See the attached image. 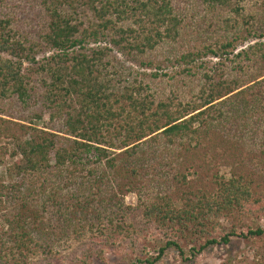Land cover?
Masks as SVG:
<instances>
[{"label":"trees","instance_id":"1","mask_svg":"<svg viewBox=\"0 0 264 264\" xmlns=\"http://www.w3.org/2000/svg\"><path fill=\"white\" fill-rule=\"evenodd\" d=\"M34 1L46 29L29 39L0 0V166L17 178L0 181V264H52L43 233H90L84 264L120 240L130 264H155L263 236L264 15L245 0H202L195 22L173 0ZM156 233L150 255L139 237Z\"/></svg>","mask_w":264,"mask_h":264},{"label":"rangeland","instance_id":"2","mask_svg":"<svg viewBox=\"0 0 264 264\" xmlns=\"http://www.w3.org/2000/svg\"><path fill=\"white\" fill-rule=\"evenodd\" d=\"M173 1L178 4L179 12L192 22L199 20L202 17V14L205 12L203 9L206 7V4H203L202 0ZM6 3L10 8H3L2 11L3 13L8 12L9 14L12 12V16L16 18V20H14L12 23V26L15 30H19L21 34L27 36L29 39H33L35 37L38 38V34L44 33V30L46 29V25L44 24L46 14L40 5L35 4L34 0H7ZM25 3L30 5L35 4L37 7L30 11H24L25 5L27 6ZM18 4L19 6H17ZM244 5L245 14L248 16L254 15L255 21L261 17L260 15H264V0H245ZM262 39H264V37ZM262 39H254L253 41H261ZM248 43H252V40ZM119 57L121 59V64L127 67H124V78L128 73L127 70L132 61L128 58L125 60L124 56L121 55ZM118 66L122 65L116 62V67ZM135 69L137 68H133L132 71ZM132 75L134 77L135 73ZM128 80L131 81V77H129ZM123 84L125 83H120L118 85L121 87ZM5 117L9 118L8 116ZM48 118L49 115L46 114L44 116V121H48ZM12 119L16 120L17 118L13 117ZM50 124L55 125L56 128L54 131H57L61 125V120L60 123L55 121L49 123L48 126L45 124V127L40 124L39 127L50 131L52 130ZM57 133L62 135V132ZM11 162L12 160L9 159L7 163L10 164ZM5 166L6 165L0 166V181H4V183L15 181L17 178L6 174ZM259 192L260 193L256 194L252 198L254 200L259 199L262 203H264V186L262 190H259ZM40 200H38V202H40ZM125 202L127 204L136 203V196L130 193L127 194L125 196ZM12 205L15 206L14 202H11V205L2 204L1 209L7 210L9 212L12 208ZM225 221L226 220L222 222L226 227L231 225V223ZM1 222L2 221L0 220V223ZM255 225H259L262 229H264V214L259 216V218L255 221ZM48 231L50 232V229H48ZM48 235L49 234L43 233L40 240L42 242L49 240L48 244L51 245L52 251L54 252V256L51 259L52 264H84L82 262V250L84 247L88 246L84 242L88 241L90 233H87L85 236H82L79 239L62 236L61 239H52L51 241L50 239L53 237V235H51V237ZM147 240L148 242L139 237V243H149V254L157 255L158 246L164 242V236L160 233L149 234L147 236ZM100 247L102 248V256H99V258L95 256L92 257L90 259V264H130L132 262L130 254L131 250L128 247L126 240H120L115 243L111 242ZM187 257H189V260L183 258L176 250L169 249L155 264H264V234L263 236L252 237L249 239L233 237L228 244H216L207 248L206 250H203L194 258H191L189 253H187ZM30 262L31 264H41L45 262L44 255L38 254Z\"/></svg>","mask_w":264,"mask_h":264}]
</instances>
